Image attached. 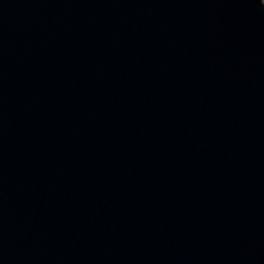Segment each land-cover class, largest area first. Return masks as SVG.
Wrapping results in <instances>:
<instances>
[{"label":"water","instance_id":"water-1","mask_svg":"<svg viewBox=\"0 0 264 264\" xmlns=\"http://www.w3.org/2000/svg\"><path fill=\"white\" fill-rule=\"evenodd\" d=\"M0 264H264V4L0 0Z\"/></svg>","mask_w":264,"mask_h":264},{"label":"snow or ice","instance_id":"snow-or-ice-1","mask_svg":"<svg viewBox=\"0 0 264 264\" xmlns=\"http://www.w3.org/2000/svg\"><path fill=\"white\" fill-rule=\"evenodd\" d=\"M260 4H264V0H259Z\"/></svg>","mask_w":264,"mask_h":264}]
</instances>
